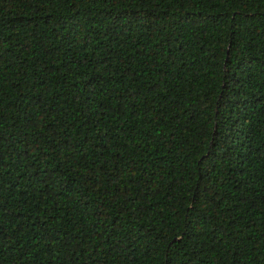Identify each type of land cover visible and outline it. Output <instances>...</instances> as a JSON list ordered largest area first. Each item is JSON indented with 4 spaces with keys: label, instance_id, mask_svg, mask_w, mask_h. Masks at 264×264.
Segmentation results:
<instances>
[{
    "label": "trees",
    "instance_id": "trees-1",
    "mask_svg": "<svg viewBox=\"0 0 264 264\" xmlns=\"http://www.w3.org/2000/svg\"><path fill=\"white\" fill-rule=\"evenodd\" d=\"M0 264H264V0H0Z\"/></svg>",
    "mask_w": 264,
    "mask_h": 264
}]
</instances>
